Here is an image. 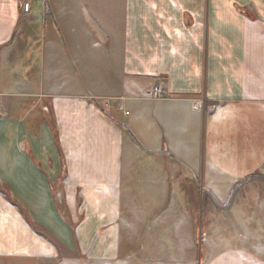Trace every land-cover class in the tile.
<instances>
[{
  "label": "crops",
  "instance_id": "crops-1",
  "mask_svg": "<svg viewBox=\"0 0 264 264\" xmlns=\"http://www.w3.org/2000/svg\"><path fill=\"white\" fill-rule=\"evenodd\" d=\"M246 180L264 0H0V264H264Z\"/></svg>",
  "mask_w": 264,
  "mask_h": 264
},
{
  "label": "rangeland",
  "instance_id": "rangeland-1",
  "mask_svg": "<svg viewBox=\"0 0 264 264\" xmlns=\"http://www.w3.org/2000/svg\"><path fill=\"white\" fill-rule=\"evenodd\" d=\"M43 26H42V21H41V16L38 15L37 17V31L39 33V39L41 38V32H42ZM260 187H258V182H254V180H246L245 183L240 184L238 183L237 186L239 189H237L234 192V200L233 202H236L239 198L242 197L243 192L249 193L246 197L250 198L251 201H248L246 204V208L248 203L253 204L255 203L256 206L259 203V199L261 201L262 207L264 206V183H260ZM250 190V192H249ZM246 195V194H245ZM264 208V207H263ZM251 210H245L244 214L250 215V217H253L254 215L251 214ZM251 220V225L248 223H245L246 227H243V229L248 232L249 227H251L255 231V237L258 239H264V210L262 211L261 215L259 216H254ZM121 249L123 254L125 255V251L127 250L126 244L122 243L121 244Z\"/></svg>",
  "mask_w": 264,
  "mask_h": 264
},
{
  "label": "built area",
  "instance_id": "built-area-1",
  "mask_svg": "<svg viewBox=\"0 0 264 264\" xmlns=\"http://www.w3.org/2000/svg\"><path fill=\"white\" fill-rule=\"evenodd\" d=\"M23 11H25V12L28 11V4L27 3H26V5L23 4ZM154 91H155V97H163V96H165V94H163V92H162V90H161V88L159 86H154ZM109 99H110L109 97L104 98V105L108 104ZM117 99H118L117 108L118 109H123L124 106H123V103H122V98L119 97ZM124 112L128 113V110H124Z\"/></svg>",
  "mask_w": 264,
  "mask_h": 264
}]
</instances>
